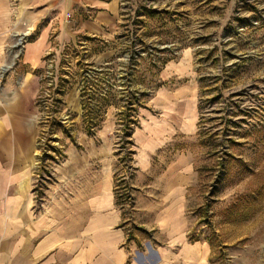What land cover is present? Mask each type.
<instances>
[{
  "label": "rangeland",
  "instance_id": "obj_1",
  "mask_svg": "<svg viewBox=\"0 0 264 264\" xmlns=\"http://www.w3.org/2000/svg\"><path fill=\"white\" fill-rule=\"evenodd\" d=\"M118 1L97 34L51 35L34 71L30 203L67 210L110 175L128 237H146L137 134L168 122L189 241L209 264H264V0ZM180 92L166 120L158 96Z\"/></svg>",
  "mask_w": 264,
  "mask_h": 264
},
{
  "label": "crops",
  "instance_id": "obj_2",
  "mask_svg": "<svg viewBox=\"0 0 264 264\" xmlns=\"http://www.w3.org/2000/svg\"><path fill=\"white\" fill-rule=\"evenodd\" d=\"M118 12V0H0V264L210 262V245L187 237L188 170L171 169L168 159L162 161L176 132L168 122L137 134V175L145 181L137 182V188L147 198L139 212L147 219L141 224L146 237H128L110 175L88 192L74 190L67 210L38 213L30 203L32 100L39 80L34 71L42 68L49 38L95 35L114 23ZM19 47L23 55L18 61ZM184 95L158 96L166 120Z\"/></svg>",
  "mask_w": 264,
  "mask_h": 264
},
{
  "label": "built area",
  "instance_id": "obj_3",
  "mask_svg": "<svg viewBox=\"0 0 264 264\" xmlns=\"http://www.w3.org/2000/svg\"><path fill=\"white\" fill-rule=\"evenodd\" d=\"M18 0H14V2H17Z\"/></svg>",
  "mask_w": 264,
  "mask_h": 264
},
{
  "label": "bare ground",
  "instance_id": "obj_4",
  "mask_svg": "<svg viewBox=\"0 0 264 264\" xmlns=\"http://www.w3.org/2000/svg\"><path fill=\"white\" fill-rule=\"evenodd\" d=\"M20 44V43H19Z\"/></svg>",
  "mask_w": 264,
  "mask_h": 264
}]
</instances>
